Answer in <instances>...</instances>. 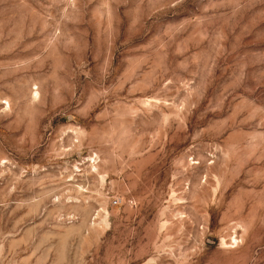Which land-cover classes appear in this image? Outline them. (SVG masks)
I'll use <instances>...</instances> for the list:
<instances>
[{"label": "rangeland", "instance_id": "1", "mask_svg": "<svg viewBox=\"0 0 264 264\" xmlns=\"http://www.w3.org/2000/svg\"><path fill=\"white\" fill-rule=\"evenodd\" d=\"M0 264H264V0H0Z\"/></svg>", "mask_w": 264, "mask_h": 264}, {"label": "built area", "instance_id": "2", "mask_svg": "<svg viewBox=\"0 0 264 264\" xmlns=\"http://www.w3.org/2000/svg\"><path fill=\"white\" fill-rule=\"evenodd\" d=\"M115 204H117V201H115Z\"/></svg>", "mask_w": 264, "mask_h": 264}]
</instances>
